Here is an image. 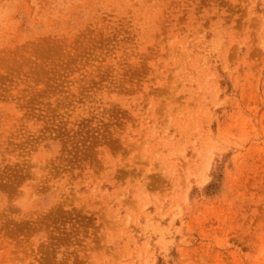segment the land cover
<instances>
[{"label": "rangeland", "instance_id": "rangeland-1", "mask_svg": "<svg viewBox=\"0 0 264 264\" xmlns=\"http://www.w3.org/2000/svg\"><path fill=\"white\" fill-rule=\"evenodd\" d=\"M0 264H264V0H0Z\"/></svg>", "mask_w": 264, "mask_h": 264}]
</instances>
